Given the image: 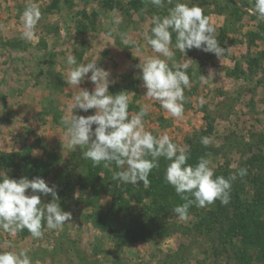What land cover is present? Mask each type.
<instances>
[{"label":"rangeland","instance_id":"374dc122","mask_svg":"<svg viewBox=\"0 0 264 264\" xmlns=\"http://www.w3.org/2000/svg\"><path fill=\"white\" fill-rule=\"evenodd\" d=\"M244 1L249 5L239 0H180L203 10L224 53L219 58L193 48L185 55L174 47L172 33L173 58L188 64L190 88L184 90L183 116L169 118L165 109L167 116L157 110V101L144 96L137 65L139 57L159 55L145 33L151 35L153 15H167L175 0H164L162 8L151 0H0V175L42 177L55 186L62 210L71 213V220L58 229H47L42 222L40 238L26 228L16 235L0 229V251L27 250L32 264H243L226 245L224 218L212 224L204 216L207 226L194 229L202 213L190 211L184 221L173 209L158 206V230L130 227L139 221L141 204L131 200L127 206L125 200L129 193L140 195L143 182L114 180L113 173L121 170L114 162L108 168L103 162L93 166L82 155L86 146L70 148L62 118L80 89L94 88L87 77L78 86L67 84V55L78 63L95 58L110 73L109 93L127 92L130 116L147 105L145 129L190 146L188 163L193 166L206 156L215 165V175L226 178L246 168L247 174L238 176L232 188H245L249 197L259 185L257 176L264 184V21L253 11L254 0ZM28 4L41 12L30 40L22 38L21 16ZM117 17L119 25L112 23ZM202 76L209 77L207 82ZM201 137L210 139L207 147ZM50 200L51 195H41L42 203Z\"/></svg>","mask_w":264,"mask_h":264},{"label":"clouds","instance_id":"9594fccd","mask_svg":"<svg viewBox=\"0 0 264 264\" xmlns=\"http://www.w3.org/2000/svg\"><path fill=\"white\" fill-rule=\"evenodd\" d=\"M167 2L172 4L173 0ZM151 3L158 8L164 7V0H151ZM253 11L258 20L264 21V0H254ZM40 17L37 6L26 5L21 16L25 29L23 39H32ZM112 23L119 25L121 19L114 18ZM151 23V35L145 33L146 42L159 55L139 57L137 68L141 75L138 78L146 89L145 97L159 101L172 117L181 118L186 100L184 90L190 88V78L185 71L188 64L181 65L173 58L172 33L176 34L174 47L185 55L186 50L196 48L220 58L224 49L216 38L215 26L199 6L175 0L167 15H153ZM123 42L129 41L124 38ZM66 63L69 66L67 84L78 86L87 77L94 85L91 92L78 87L79 93L73 96L66 109L68 114L62 118L70 148L86 146L82 155L93 166L103 162L108 168L114 162L121 170L113 173V179L134 185L142 181L147 186L149 174L159 168V158H165L169 163L164 179L185 201L173 209L180 220L189 219V208L193 204L203 208L216 200L222 205L230 202L232 182L238 176H245L246 168H240L226 178L215 175V165L206 156L200 157L195 166L189 164L190 146L174 143L166 133L155 136L145 129L143 118L148 115L147 105L130 116L127 92L109 93L110 73L97 66V59L78 63L76 57L69 54ZM209 77H212L211 73ZM208 78L202 76L204 82ZM203 102L201 100V104ZM90 109H95V113L74 114L75 110L87 113ZM200 142L207 147L210 139L201 137ZM41 195H51V200L42 203ZM70 220L71 213L62 210L55 186H49L42 177L17 180L6 173L0 175V229L16 235L26 228L32 237L40 238L42 222L46 223L47 229H58ZM0 264H32V259L27 250L0 251Z\"/></svg>","mask_w":264,"mask_h":264},{"label":"trees","instance_id":"16d2710c","mask_svg":"<svg viewBox=\"0 0 264 264\" xmlns=\"http://www.w3.org/2000/svg\"><path fill=\"white\" fill-rule=\"evenodd\" d=\"M239 1H241L243 6L249 5L247 1ZM188 144L191 145L192 140L188 141ZM192 155L191 150L189 160H191ZM168 163L169 161L165 158H159V168L151 171L149 184L147 186L143 185L144 187L139 189L141 191H139L140 195L137 196L138 198L134 193H129V196L126 198L125 202L127 206L131 200L141 204L138 214L139 221L135 222L133 220V223L130 222V227L136 228L139 224L145 231L153 229L156 231L159 227L157 225L159 217L156 213L158 206L162 209H174L176 206L181 205V198L177 195L173 186L166 183L164 179ZM257 177L259 185L249 197L246 196L245 188H232L231 191L238 190L241 193H230L233 202L230 199L227 205H222L219 200H216L214 203L203 208L198 209L195 204L189 208V213L190 211L196 215L202 213V215L198 216V221L193 224L194 229L195 227L199 229L202 224L206 223L203 218L204 216L212 224H220L222 218H224L223 222H227V226L222 233L226 236V245L234 253L237 261L243 264H252V261L264 264V196H262L264 184H260L259 177L261 176ZM158 190H162V193L160 194ZM149 196L151 197V201L144 202L143 200L150 198ZM256 196H260V200L256 199ZM152 201L155 202V205ZM153 206L156 207L152 209ZM127 223L129 225V222ZM205 226H207V223ZM161 230L165 231L164 229Z\"/></svg>","mask_w":264,"mask_h":264},{"label":"crops","instance_id":"0c3cea01","mask_svg":"<svg viewBox=\"0 0 264 264\" xmlns=\"http://www.w3.org/2000/svg\"><path fill=\"white\" fill-rule=\"evenodd\" d=\"M140 82V81H139ZM137 85H138V90H143V89H141V87H139V83H137ZM146 90V89H145ZM140 92H142V91H140ZM153 102H154V100H152ZM156 101V100H155ZM158 103L157 104H159V105H157L156 107H157V110H160V112H162L165 116H167V114H166V112H165V110H163V108L161 107V105H160V103H159V101H157ZM144 104V103H143ZM156 109V108H155ZM168 116H169V118H172V116L170 115V114H168ZM174 118V117H173Z\"/></svg>","mask_w":264,"mask_h":264}]
</instances>
